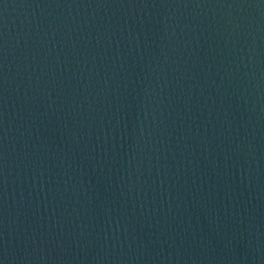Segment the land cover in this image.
I'll return each mask as SVG.
<instances>
[{
	"label": "water",
	"instance_id": "obj_1",
	"mask_svg": "<svg viewBox=\"0 0 264 264\" xmlns=\"http://www.w3.org/2000/svg\"><path fill=\"white\" fill-rule=\"evenodd\" d=\"M0 264H264V0H0Z\"/></svg>",
	"mask_w": 264,
	"mask_h": 264
}]
</instances>
